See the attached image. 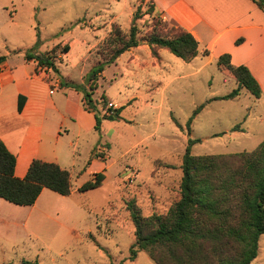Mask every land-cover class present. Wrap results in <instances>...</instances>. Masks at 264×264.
I'll use <instances>...</instances> for the list:
<instances>
[{
	"label": "rangeland",
	"instance_id": "rangeland-1",
	"mask_svg": "<svg viewBox=\"0 0 264 264\" xmlns=\"http://www.w3.org/2000/svg\"><path fill=\"white\" fill-rule=\"evenodd\" d=\"M151 4V0H0V56L16 65L39 34L43 44L36 51L56 48L64 81L86 87L92 106L90 102L84 106H91L99 119L98 126L82 130L79 139L64 137L58 145L62 165L83 168L81 174L72 171V194L64 199L55 192L38 207L0 198V264H20L24 259H37L39 264H157L143 250L130 259L135 226L129 202L135 199L148 216L166 213L180 199L181 164L189 138L201 139L191 147L194 155L253 151L264 140V120L256 119L263 115L264 105L246 88L233 99L211 100L188 126L198 106L238 87L216 62L188 75L201 60L189 64L164 50L166 67L154 69L150 64V70L134 75L137 67L130 51L88 81L104 58L101 45L112 25L119 24L128 33L138 6L141 36L159 20L169 25L164 32L175 26L156 8L150 13ZM109 102L120 108L113 117H108ZM239 123L244 130H233ZM93 158L100 159L93 169L102 163L106 167V179L100 187L81 192L78 187L93 177L89 166ZM252 264H264V234Z\"/></svg>",
	"mask_w": 264,
	"mask_h": 264
},
{
	"label": "trees",
	"instance_id": "trees-1",
	"mask_svg": "<svg viewBox=\"0 0 264 264\" xmlns=\"http://www.w3.org/2000/svg\"><path fill=\"white\" fill-rule=\"evenodd\" d=\"M254 1L264 10V0ZM141 9L138 6L128 33L119 24L112 25L101 45L104 58L91 70L88 81L100 76L108 65L126 51L139 46L141 41L151 47L155 56L161 48L168 49L185 62H191L199 55V41L181 26H172L164 32L163 28L169 25L159 20L148 34L141 36L138 24L142 18ZM150 10V13L155 10L154 3ZM42 44L38 34L35 45L26 51L25 59L35 60L38 68L46 67L61 75L56 64V48L37 52ZM64 50L69 52L70 46L66 45ZM203 54L208 55L209 51L205 50ZM5 60L6 56H0V64ZM217 65L224 75L237 81L238 87L198 106L188 121L189 127L211 100L233 99L241 94L243 88L256 98L263 94L250 69L246 65H234L230 54L221 55ZM62 84L84 92L85 104L90 102L91 105L86 87L64 80ZM88 106L85 105L86 109L92 111V105ZM19 110H22V102ZM114 113L108 117H113ZM95 118L98 126L99 119L96 115ZM240 127L239 123L232 129L239 130ZM199 141L201 139L188 140L181 164V197L166 213L154 212L146 216L135 199L129 202L128 209L135 226L131 260L136 259L139 250L145 251L157 264H252L256 259L260 237L264 234V140L253 151L194 155L191 147ZM16 166L17 155L0 138V198L10 203L34 205L45 188L63 196L72 193L70 170L55 162L35 159L25 177L16 175ZM105 179L104 171L94 173L79 187V191L96 189ZM20 264H39V261L24 259Z\"/></svg>",
	"mask_w": 264,
	"mask_h": 264
},
{
	"label": "crops",
	"instance_id": "crops-1",
	"mask_svg": "<svg viewBox=\"0 0 264 264\" xmlns=\"http://www.w3.org/2000/svg\"><path fill=\"white\" fill-rule=\"evenodd\" d=\"M151 2L167 20L185 28L199 41V55L187 63H195L198 59L201 62L196 64L199 68L188 75L198 74L214 62L217 64L221 55L230 54L234 65H246L257 79L263 91L257 100L264 105V10L254 0ZM164 50L168 49H159L155 56L148 44L141 43L125 53L131 51L136 75L139 70H150L151 66L154 69L166 67ZM205 50L209 51L208 55L203 54ZM0 66L3 68L0 74V138L17 155L16 175L25 177L35 159L55 162L66 168L57 151L60 141L75 135L79 139L82 130H91L96 124L95 113L84 106V94L63 85L62 74L46 67L38 68L35 60H26L25 53L16 65H11L7 58ZM179 76L184 75L171 77L167 84ZM158 84H162V80ZM20 102L22 110H19ZM256 119L264 120V113ZM239 130L244 129L240 127ZM99 160H91L92 174L106 170L103 163L99 168H92ZM68 170L71 174L73 170L81 174L83 168L74 165ZM54 195L55 192L45 188L33 207H38L44 197Z\"/></svg>",
	"mask_w": 264,
	"mask_h": 264
},
{
	"label": "built area",
	"instance_id": "built-area-1",
	"mask_svg": "<svg viewBox=\"0 0 264 264\" xmlns=\"http://www.w3.org/2000/svg\"><path fill=\"white\" fill-rule=\"evenodd\" d=\"M2 67L0 66V74L2 72ZM117 105L114 104L113 102H109L108 106H107V110H110L112 113L114 112L115 109H117ZM110 115V114H109Z\"/></svg>",
	"mask_w": 264,
	"mask_h": 264
},
{
	"label": "water",
	"instance_id": "water-1",
	"mask_svg": "<svg viewBox=\"0 0 264 264\" xmlns=\"http://www.w3.org/2000/svg\"><path fill=\"white\" fill-rule=\"evenodd\" d=\"M142 42V41H141Z\"/></svg>",
	"mask_w": 264,
	"mask_h": 264
}]
</instances>
